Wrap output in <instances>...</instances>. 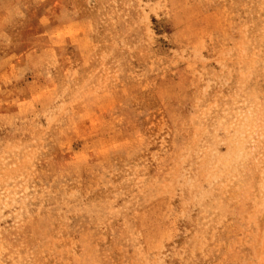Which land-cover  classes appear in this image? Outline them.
<instances>
[{"label":"rangeland","instance_id":"obj_1","mask_svg":"<svg viewBox=\"0 0 264 264\" xmlns=\"http://www.w3.org/2000/svg\"><path fill=\"white\" fill-rule=\"evenodd\" d=\"M0 264H264V0H0Z\"/></svg>","mask_w":264,"mask_h":264}]
</instances>
